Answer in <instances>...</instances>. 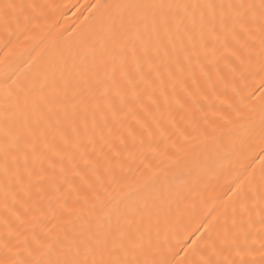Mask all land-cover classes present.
Masks as SVG:
<instances>
[{"label": "snow or ice", "instance_id": "1", "mask_svg": "<svg viewBox=\"0 0 264 264\" xmlns=\"http://www.w3.org/2000/svg\"><path fill=\"white\" fill-rule=\"evenodd\" d=\"M37 7L0 0V29L11 37ZM97 7L105 11L95 38L86 41L87 55L23 87L5 73L0 216L4 248L15 258L0 264H264V92L259 120L254 107L246 117L237 110L236 120L213 128L210 137L201 133L203 150L183 158L194 189L213 153L256 139L260 144L259 176L229 189L222 213L202 221L204 231L181 244L184 256L160 238L165 208L184 197L167 181L146 187L133 203L117 200L86 220L78 216L46 246L35 236L45 204L51 210L61 194L94 191L93 181L103 187L101 172L112 174L130 154L129 144L142 147L147 138L151 145L173 104L184 108L193 90L205 95L202 82L215 94L213 76L225 83L224 72L231 73L241 105L237 73L259 77L264 89V0H116ZM174 163L179 167L181 160ZM95 200L101 201L99 193ZM29 222L32 241L25 234ZM16 225L25 232H14Z\"/></svg>", "mask_w": 264, "mask_h": 264}, {"label": "bare ground", "instance_id": "2", "mask_svg": "<svg viewBox=\"0 0 264 264\" xmlns=\"http://www.w3.org/2000/svg\"><path fill=\"white\" fill-rule=\"evenodd\" d=\"M23 2L38 6L31 13L30 21L27 24L22 22L11 37L0 29V104L4 98L5 73L23 87L34 78L42 79L46 72L50 75V68L63 67L65 62L70 66L72 58L87 55L89 50L86 41L95 38L99 20L105 11L97 5L115 3L116 0ZM224 76L227 88L225 83L217 81L213 76L215 94L209 92L202 82L205 95L193 90L194 96L186 101L184 108L173 104L171 115L167 112L164 114L162 134L154 129L155 136L151 145L147 138L142 147L129 144L130 154L124 153L119 158L120 163L113 165L112 174L101 172L103 187L93 181L94 191L79 188L76 192L61 194L53 201L51 210L45 204L43 215L34 228L41 245L55 242L57 235H62L64 230L72 227V222L78 223V216L86 220L89 214H100L117 200L133 203L142 199L146 187L154 190L160 187L161 182L167 181L175 189L183 190L184 197L172 203L170 208H165L159 221L160 238H167L175 252L184 256L181 244L195 239L194 234L204 231L200 227L202 221L211 220L222 213L229 202V189L241 181L246 186L250 175L258 177L260 173V144L256 139L244 145L238 144L235 150L227 154L213 153L208 166L200 171V182L194 189L191 188V178L185 175V154H195L204 148V136L201 133L210 137L213 128L224 125L226 120L235 121L237 110L246 117L248 109L254 107L255 117L259 120L260 96L264 92L259 77L253 79L245 73L242 78L240 73L236 74L235 84L244 93V104L241 105L239 98H235L232 92V74L225 71ZM180 96L184 99L183 93ZM229 104H232L231 108ZM172 120L175 126L170 123ZM177 159L181 160L179 167L174 163ZM95 193L100 194L101 201L95 200ZM26 228L25 232L16 225L14 232H25L32 241V223L26 224ZM5 239V225L0 216V260L14 259L4 248Z\"/></svg>", "mask_w": 264, "mask_h": 264}]
</instances>
